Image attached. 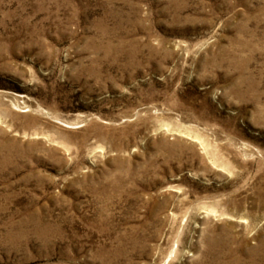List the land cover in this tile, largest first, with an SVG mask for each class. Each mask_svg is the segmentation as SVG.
Masks as SVG:
<instances>
[{
	"label": "rangeland",
	"instance_id": "374dc122",
	"mask_svg": "<svg viewBox=\"0 0 264 264\" xmlns=\"http://www.w3.org/2000/svg\"><path fill=\"white\" fill-rule=\"evenodd\" d=\"M0 264H264V0H0Z\"/></svg>",
	"mask_w": 264,
	"mask_h": 264
}]
</instances>
